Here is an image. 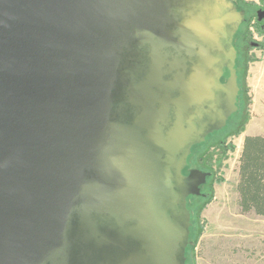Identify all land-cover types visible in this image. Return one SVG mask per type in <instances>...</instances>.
Instances as JSON below:
<instances>
[{
    "label": "water",
    "instance_id": "water-1",
    "mask_svg": "<svg viewBox=\"0 0 264 264\" xmlns=\"http://www.w3.org/2000/svg\"><path fill=\"white\" fill-rule=\"evenodd\" d=\"M245 20L233 0H0V264H186L209 174L184 172L238 112Z\"/></svg>",
    "mask_w": 264,
    "mask_h": 264
},
{
    "label": "rangeland",
    "instance_id": "rangeland-1",
    "mask_svg": "<svg viewBox=\"0 0 264 264\" xmlns=\"http://www.w3.org/2000/svg\"><path fill=\"white\" fill-rule=\"evenodd\" d=\"M234 1L248 20L236 41L243 88L240 111L223 133L210 135L203 146L193 150V163L202 161L199 164L211 178L203 189L206 197L190 199L195 244L188 253V264H264V217L242 214L236 191L244 137L264 136V29L256 15L261 0Z\"/></svg>",
    "mask_w": 264,
    "mask_h": 264
},
{
    "label": "trees",
    "instance_id": "trees-1",
    "mask_svg": "<svg viewBox=\"0 0 264 264\" xmlns=\"http://www.w3.org/2000/svg\"><path fill=\"white\" fill-rule=\"evenodd\" d=\"M234 1V0H233ZM235 5L239 10H243L238 2L234 1ZM257 9H264V0H261L260 7ZM246 11V10H245ZM247 18L243 25L247 23ZM260 29H264V21L258 22ZM242 25V26H243ZM240 27L238 33L235 36L234 40V47L237 50L236 41L238 40L241 28ZM247 32L245 31L242 34V39L246 40ZM257 45L256 47H258ZM239 56L237 57L236 61V71H237V78H238V86L240 88L239 96H238V112L240 111V100L243 93L242 85L239 81ZM227 74L225 75L224 79H226ZM237 115V114H235ZM232 116L227 124V126L217 134L223 133L231 120L235 117ZM207 142V140H206ZM205 144V143H204ZM204 144L197 146L195 148L198 149L199 147L203 146ZM195 152V151H194ZM236 191L239 198V208L242 214L247 213H254L257 216L264 217V136L255 135V136H246L243 139L240 155L238 158V181L236 185ZM191 234L190 240L193 243L191 247H189L186 251V264H188V253L190 249L194 247V217L193 212L191 211Z\"/></svg>",
    "mask_w": 264,
    "mask_h": 264
},
{
    "label": "flooded vegetation",
    "instance_id": "flooded-vegetation-1",
    "mask_svg": "<svg viewBox=\"0 0 264 264\" xmlns=\"http://www.w3.org/2000/svg\"><path fill=\"white\" fill-rule=\"evenodd\" d=\"M259 10H261V11L264 12V9H259ZM259 10H258V11H259ZM262 21H264V18H263ZM248 44L253 46L254 43L248 42ZM256 45H257V44H256ZM193 159H194V155L192 154V156H191V158H190V160H189L188 167H187V169L185 170L184 174H188V171H189L190 169H197V170H200V171H202V172H205V173H208V174H209V177L207 178L206 183H205V184L202 186V188H201V194H202V196H200V197H195V198H198V199H203V198L206 197V193H204L203 189L208 185V182H209V180H210V178H211V173H210L209 171H207V169H206L205 167H203L202 165H200V164L202 163V161L199 162L200 164L198 163V165H196L195 163H193ZM190 199H192V198H190ZM190 199H189V206H190Z\"/></svg>",
    "mask_w": 264,
    "mask_h": 264
}]
</instances>
